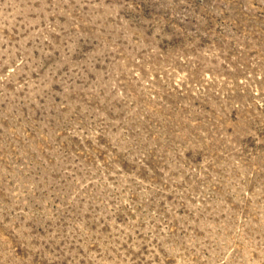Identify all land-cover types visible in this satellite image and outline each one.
Instances as JSON below:
<instances>
[{"label": "rangeland", "instance_id": "1", "mask_svg": "<svg viewBox=\"0 0 264 264\" xmlns=\"http://www.w3.org/2000/svg\"><path fill=\"white\" fill-rule=\"evenodd\" d=\"M0 264H264V0H0Z\"/></svg>", "mask_w": 264, "mask_h": 264}]
</instances>
